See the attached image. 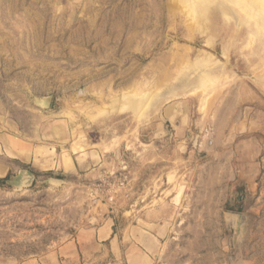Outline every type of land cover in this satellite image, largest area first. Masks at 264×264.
Masks as SVG:
<instances>
[{
	"label": "rangeland",
	"instance_id": "1",
	"mask_svg": "<svg viewBox=\"0 0 264 264\" xmlns=\"http://www.w3.org/2000/svg\"><path fill=\"white\" fill-rule=\"evenodd\" d=\"M258 142L264 0H0V264L114 263L79 242L107 223L153 264H264Z\"/></svg>",
	"mask_w": 264,
	"mask_h": 264
},
{
	"label": "crops",
	"instance_id": "2",
	"mask_svg": "<svg viewBox=\"0 0 264 264\" xmlns=\"http://www.w3.org/2000/svg\"><path fill=\"white\" fill-rule=\"evenodd\" d=\"M247 144L248 141H244ZM248 145V144H247ZM48 156L47 158H49ZM243 162L234 175L236 183L243 185L245 192L246 207L251 211L261 212L264 209V145L258 142V145L252 147L249 152L242 155ZM70 157L63 161L62 165L70 164ZM37 162L36 164L44 170L52 169L50 162ZM49 166V167H46ZM67 167V166H66ZM135 234L128 236L133 245L130 251H123L120 249V237H118L113 230V224L107 223L96 229H87L85 236H82L79 242L83 244L95 243L99 249L103 247V243L109 244L111 253L115 257V262L110 264H153V255L157 248L158 235L151 228L150 224L135 226ZM128 238V239H129ZM127 239V238H126ZM68 244V247H71ZM107 254L100 253L99 258H105Z\"/></svg>",
	"mask_w": 264,
	"mask_h": 264
},
{
	"label": "water",
	"instance_id": "3",
	"mask_svg": "<svg viewBox=\"0 0 264 264\" xmlns=\"http://www.w3.org/2000/svg\"><path fill=\"white\" fill-rule=\"evenodd\" d=\"M28 174H29V182H31V180L33 179V177H34V174L32 173V172H28Z\"/></svg>",
	"mask_w": 264,
	"mask_h": 264
}]
</instances>
